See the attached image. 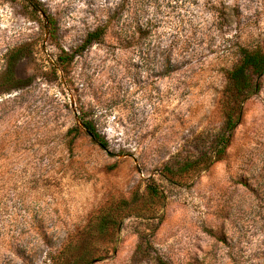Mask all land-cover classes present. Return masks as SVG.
<instances>
[{
  "label": "rangeland",
  "instance_id": "obj_1",
  "mask_svg": "<svg viewBox=\"0 0 264 264\" xmlns=\"http://www.w3.org/2000/svg\"><path fill=\"white\" fill-rule=\"evenodd\" d=\"M35 2L0 0V264H60L64 248L66 263L264 264V75L220 160L177 183L163 169L214 156L227 72L240 48L264 51V0ZM22 45L7 92L5 56ZM148 184L157 203L89 234Z\"/></svg>",
  "mask_w": 264,
  "mask_h": 264
},
{
  "label": "trees",
  "instance_id": "obj_2",
  "mask_svg": "<svg viewBox=\"0 0 264 264\" xmlns=\"http://www.w3.org/2000/svg\"><path fill=\"white\" fill-rule=\"evenodd\" d=\"M34 11L39 10L35 0H25ZM106 28L105 26H98V28L88 32L78 49L83 50L90 46L93 42H100L104 38ZM25 46H17L11 48L6 54V64L2 75L3 82L7 85L5 91H10L15 88V66L24 57ZM64 52L58 55V62L63 63L65 58ZM239 58L236 63L230 68L226 76V84L222 92L220 100L221 110L224 116L223 129L217 137L216 149L214 156L210 154H203L193 160H187L176 168L164 166V173L168 175L169 180L177 183L175 177H182L188 172L200 170L211 163L221 159L229 145L233 131L239 123L242 115L243 103L254 93L258 92L261 87V79L264 75V51L260 48H240L238 52ZM67 59H70L67 58ZM13 85V86H12ZM82 126L92 139L101 147L106 148L107 143L96 132L95 127L89 121H82ZM160 197L157 188L148 184L146 192L142 197L134 194L128 199H120L117 202H112L110 205L99 210L94 217V220L89 224V234L92 227L98 229V235L103 238L105 235L113 236L119 228L121 221L126 215L134 213L135 208L139 202L140 205H147L150 208L158 202ZM89 252H80L76 255L71 263H66L68 257L65 248L58 252L59 260H55L60 264H91L89 259ZM159 264H167L160 260Z\"/></svg>",
  "mask_w": 264,
  "mask_h": 264
}]
</instances>
